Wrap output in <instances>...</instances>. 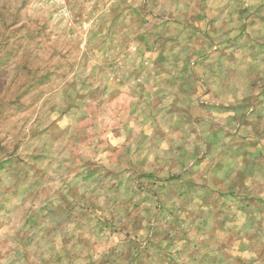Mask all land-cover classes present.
Here are the masks:
<instances>
[{
	"label": "rangeland",
	"instance_id": "1",
	"mask_svg": "<svg viewBox=\"0 0 264 264\" xmlns=\"http://www.w3.org/2000/svg\"><path fill=\"white\" fill-rule=\"evenodd\" d=\"M0 264H264V0H0Z\"/></svg>",
	"mask_w": 264,
	"mask_h": 264
}]
</instances>
